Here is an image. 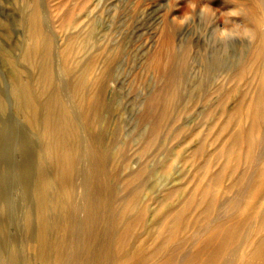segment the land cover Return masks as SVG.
<instances>
[{"label":"rangeland","instance_id":"rangeland-1","mask_svg":"<svg viewBox=\"0 0 264 264\" xmlns=\"http://www.w3.org/2000/svg\"><path fill=\"white\" fill-rule=\"evenodd\" d=\"M255 1L197 0V13L204 3L216 8L215 22L181 28L173 16L188 0H0V252L39 264L30 248L37 203L24 188L47 142L16 112L10 83L25 67L38 74L19 59L24 20L36 8L52 53L47 89L63 90L59 97L79 128L103 134L107 157L114 155L99 180L114 183L115 200L127 198L116 204L128 226L110 263L203 264L238 247L235 264H264L253 251L264 241V83L255 78L264 73V12L255 14ZM236 7L245 14L232 19L253 28L256 40L215 43L212 30ZM76 67L84 70V105L91 108L84 113L70 97L68 71ZM78 166L82 175L84 159ZM80 177L71 188L78 207ZM82 218L73 214L72 221ZM227 227L238 234L227 238Z\"/></svg>","mask_w":264,"mask_h":264},{"label":"bare ground","instance_id":"bare-ground-1","mask_svg":"<svg viewBox=\"0 0 264 264\" xmlns=\"http://www.w3.org/2000/svg\"><path fill=\"white\" fill-rule=\"evenodd\" d=\"M253 9H255V14L259 11L264 12L259 0L255 1ZM24 23L28 25L27 41L20 49L19 59L29 64L38 74L33 76L25 67L22 68L20 77L13 78V82H10L12 84L11 94L15 98L13 106L16 112L22 115L38 135L47 142L44 147L41 145L42 148L37 153L39 159L35 180L29 188H24V191L30 189L37 203L38 225L32 237L36 243L35 245L30 243V248L35 251V261L37 260L39 264H49L50 257L54 264H111V253L114 247L119 245L117 244L119 235L128 226L126 213L116 209L117 202L125 203L127 198L120 201L115 200L114 194L117 189L114 183L99 180L103 178L102 176L107 177V167L114 154L109 155L108 153L111 157H107L106 148L102 142L103 134L99 133L97 137H93L91 132H84L83 128L78 127L74 113L69 110L71 108L69 103H65L59 97L63 91L61 88L54 86L52 90L47 89L48 86H52L54 79V72L51 69L52 53L50 42L43 38L41 33L36 8L31 9ZM5 54L9 61H13L14 56L10 52H5ZM242 61H246V58H242ZM20 66L18 64V71H20ZM68 73L71 77L70 97L74 99L81 113L88 112L91 108L84 105V70L76 67L70 69ZM259 75L260 79H257ZM255 78L258 80V85L264 83V73H255ZM83 159L85 174L82 172L81 175L78 165ZM79 175L81 177L77 186L81 190L82 205L78 207L71 200V195H73L71 188L77 182L74 178ZM163 182L164 180H160V189L164 187ZM235 198L242 199V195L237 193ZM50 211L56 212V220L46 216V213ZM77 213H83V218L73 222V214ZM30 216L32 215H27L28 218ZM27 224L29 225L28 220ZM117 224L120 228L114 227ZM52 227H54L53 230H51ZM223 233L227 238L231 236L230 234H238L230 227H227ZM258 244H262L260 249L253 251L263 258L264 241ZM237 251L238 247H235L228 253V256L222 255L216 260L213 257L210 258L212 256L210 254L203 264H235L236 259L233 257ZM7 260L11 264H18L13 258L8 257ZM30 262L27 261L28 264ZM132 262L136 264L135 260ZM239 263L242 264V261ZM247 264L256 263L252 261Z\"/></svg>","mask_w":264,"mask_h":264},{"label":"clouds","instance_id":"clouds-1","mask_svg":"<svg viewBox=\"0 0 264 264\" xmlns=\"http://www.w3.org/2000/svg\"><path fill=\"white\" fill-rule=\"evenodd\" d=\"M229 2V0H228ZM259 4L264 10V0H259ZM197 0H188L186 10L180 16H173V20L181 28L199 19L201 23L207 24L209 27L216 20V8L211 6V3H204L200 5L199 12H196ZM227 19L223 21V27H215L212 30L211 38L215 43L222 45H229L235 43V41L252 42L256 40V32L253 28H250L242 23L235 22L232 18L242 17L245 14V10L240 7H236L232 10L224 12ZM230 25V26H229ZM0 264H7V258L2 252H0Z\"/></svg>","mask_w":264,"mask_h":264}]
</instances>
